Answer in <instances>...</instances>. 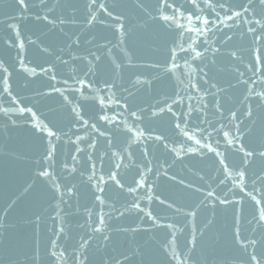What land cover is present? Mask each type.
Masks as SVG:
<instances>
[{
	"label": "water",
	"instance_id": "water-1",
	"mask_svg": "<svg viewBox=\"0 0 264 264\" xmlns=\"http://www.w3.org/2000/svg\"><path fill=\"white\" fill-rule=\"evenodd\" d=\"M25 2L27 4V0ZM45 2L48 3V8H44L39 0H34L33 7L22 14L18 7V0H0V59L9 63L16 61V71L14 68L9 69V72L13 73L9 77L10 91L13 96H16V101L12 106L14 108H31L32 112L36 114L34 120L32 114L27 111L23 115L12 112L10 113L11 119L0 113V211L5 209L4 217L0 220V223L4 225L3 228H0V233H2L0 264H30L34 254L33 250L36 248L39 250V264H64V260H67V264H73L69 259V254L75 252L79 255L80 252L78 247L74 246L79 245L81 237L87 239L92 236L91 227H81V225L91 223L88 211L98 215L109 213L116 217L113 220H106L105 229L111 242L107 246L106 260L108 255H111L116 258L115 264H171L167 254L160 248V242L166 241L167 238L171 239L166 228L152 227V221L144 223L137 220L136 211L125 212L122 217L118 213H112V205L123 210L127 186L121 190L115 188L109 190L106 171L109 149L111 153H117L116 160L112 161L113 166L120 161L118 155L120 148H127L128 152L134 153L133 163H139L145 159L141 153L143 148L141 151L136 149L138 142L134 143L124 135L126 128L120 115L122 109L115 103L105 101L106 110L101 112L99 100L94 97L111 95V93H96L89 88L77 91L79 85H76L75 80L70 77L83 78L85 81L89 79L98 81L93 87L101 89L104 88V79H115L119 90L114 86L112 91L116 92L117 98L120 95L127 96L130 101L145 110L146 115L136 122L139 128L144 129L145 136L149 134L153 137L160 134L168 136L169 150L173 148L178 151L182 148L194 149L187 155L181 151L180 156L177 157L176 152H166L160 144H156L152 148L149 144L150 152L146 159L152 161L149 167L153 171L147 173L143 164H140V170L148 175L145 188L149 184L151 185L153 199L151 201L147 198L143 199L141 206L147 205L145 211L151 212L153 217H158L160 225L175 224L179 228L187 223L188 228H185V232L180 238L182 246L194 228H203L209 220L212 221V224L204 230L203 236L199 238L197 248L194 249L188 264H240L239 261L233 259L237 253L231 243V209L214 200L205 201L206 206L195 209L193 207L199 203V199H202L200 193L210 190L207 185L211 184L212 189L220 193L221 197L231 188L230 181H226L224 184L219 183L223 177L216 171L221 167L218 161L224 159L227 164L230 159L232 163L238 164L239 156L243 153H236L235 148L264 136V100L259 103L258 99L250 98L242 109L244 115L240 120L236 121L233 118V113L241 115L239 114L241 110L239 101L243 100L245 88L236 85L235 77L230 70L233 60L226 53L239 50L246 56L250 37H243L236 27L232 28L230 32L228 28H223V32H228L231 37L230 40L225 37L222 41V32L212 35L215 29L208 32L207 36L200 37L196 41V45L207 39L205 46L210 45L212 49H219L225 54L214 57L211 53H206L209 56V63L213 60L216 61L215 64L205 69L209 73L204 77L207 83H204L203 88L199 91L191 89L185 95L183 105L177 107L172 104V100H178L179 97L173 93L181 92L184 95L181 90L187 87V78L190 73L193 83H197L200 78L195 74L199 71L196 65L201 63L199 58L192 59L190 56L188 64H185L183 60H177L181 67L175 72L166 71V69H171V62L165 65L163 60L168 54V48L173 47L170 43L171 39L175 37L177 43L182 42L179 39L180 30L178 28L175 30L165 29L162 22L158 20L149 22L147 27H138L137 25L142 24V20L146 19V14L138 7V0H103L106 8L114 10L113 15L107 17V13H105L101 23L93 22L92 24H89L86 18L88 13L85 0H45ZM141 2L155 14L158 0H141ZM188 5L189 0H175L173 7H179L183 11ZM257 10L259 11V9ZM37 14L41 17L47 15L48 20H37ZM165 14L170 15L171 13ZM96 15L100 17V12H97ZM72 16L75 19H68ZM57 17L64 19V23L61 24ZM117 17L120 22L128 25V31L123 37L113 27ZM210 19L214 20V15ZM49 21L54 22L56 27H53ZM178 23L185 24L186 22L178 16ZM17 30L19 31L17 44L20 41L24 42L22 51L18 48H9L10 38L16 39ZM121 39L123 43H120ZM98 46L99 51L97 50ZM89 50L101 59L95 60L93 56L89 55ZM197 51H203V49L197 47ZM18 52L27 68H34L37 75H30L21 67L17 60ZM256 54L254 51L253 57ZM177 55L183 56L184 53L177 50ZM129 56L133 59L129 60ZM89 61L92 63L89 64ZM121 63V68H115L116 64ZM247 63L248 61L245 59L244 64L247 65ZM38 66L49 69L50 74H54L56 78L50 79L48 75L41 72V68ZM89 67L92 68L95 75L85 77L84 73L88 71ZM241 71H244L242 66ZM141 72L144 74L141 75ZM180 80H184L185 83L177 87ZM212 83H216L217 87H224L226 91L218 93L216 96L209 95L204 89H207L208 85ZM230 84L236 86L229 88ZM50 85H54L60 91H53ZM199 87L200 85L197 84V88ZM211 91L216 92V89H211ZM188 96H191L192 99L189 100ZM11 99L12 97L6 94L0 96V105L7 108L8 101ZM158 101L165 107V112H167L168 105H171L176 117H179L181 112H188L187 105H195L198 111L186 116L187 124H181V127L186 128L189 135L195 131L196 139H201L200 134L204 129H207V132H204L205 139H201V143L211 144L216 151L222 153V156L216 157L215 152H208L207 148L200 149L194 140L185 144L187 138L183 133L177 135L179 130L173 131L177 121L173 119L171 126L169 117L172 115L171 113L161 118L152 116V111H158V109L149 110V104H156ZM164 101H167V104H164ZM120 103L123 104V101ZM73 108H76L77 111L73 112ZM249 108L253 111L251 117ZM132 110L138 111L136 108ZM77 112L82 117L80 123L76 122ZM105 115H115L114 124H120V129L116 130L114 124H109L101 118ZM123 115L126 117L127 113L124 112ZM197 116L199 119L196 118ZM12 120L16 121L15 124L12 123ZM84 120H87L89 125H95V128L82 126ZM230 120L233 123H248L245 137H242L235 146L227 145L223 132L217 136L206 122L211 121L216 128H221L222 124H228ZM37 121L47 124L61 137L56 141L54 174L57 183H69L77 185L79 188V192L73 189L74 196L69 201L70 207L60 204L56 211H53L48 203L52 194L41 181L45 178L40 177V180H35L38 172L35 161L40 159L42 152L40 140L37 137L40 133H37L36 136L32 134V125ZM132 124L133 118H128L127 125L132 126ZM151 130L155 131L150 133ZM250 130L253 131L249 135ZM65 133H67L66 136ZM77 136L80 137V141L76 140ZM106 141L112 143L106 144ZM89 142L95 145V149H88L92 159L88 161L87 166L91 168V165L96 163L97 175H104L106 181L103 185L106 194L97 193L104 199L102 210L100 207H92L93 203L99 204V201H95L89 190L90 188L94 190V187L87 183L90 171L83 172V176L80 175L87 159L83 149ZM44 143L46 145L47 140ZM77 145L82 151H76ZM97 151L103 156V163L96 161ZM72 156H75L79 163L74 165L71 160ZM65 163H67V170H65ZM157 163L162 165L158 174L156 173ZM73 167L77 171L68 175ZM48 171L50 174L53 173V169H48ZM116 171L124 177V180L121 181L122 184H131L133 178L139 181V176L136 175L138 169L135 167L121 168ZM61 174L64 177L63 181L60 179ZM120 175L117 176V179H120ZM26 181L28 183L35 181L36 186L31 194L23 193L22 185ZM190 183L191 187H188ZM132 186L135 187L134 184ZM197 188H200V193L195 192ZM249 190L246 188L245 192ZM142 194L143 190H137V196ZM156 196H159V199H156ZM127 198L131 199L130 196ZM228 198L233 199L231 194ZM65 199L68 200V197ZM235 199L239 201L241 196L237 195ZM10 200H17V204L11 210L7 208V203ZM51 204L56 207L58 200H52ZM177 208L181 209L180 213H177ZM193 211L196 212L195 217L189 216L186 221L187 218L183 217V214ZM57 212L60 214L57 215ZM245 214H249L247 206ZM37 216L40 217L39 220L36 219ZM145 219L147 220V217ZM61 229L63 232H60ZM124 229H137V231L125 232ZM53 230L60 232L59 237L53 234ZM86 233L87 235H85ZM217 237H219V241H217ZM52 240L59 245L58 252L67 248L64 260H57L55 257H51L49 260L53 251L50 244ZM189 240H191V236H189ZM89 245L90 249L88 247L83 249L84 254L89 256V260H86L84 264H102L100 255L95 253L96 240L89 239ZM46 246L47 256L44 251ZM101 247L103 249V242ZM122 252L127 255V259L124 255H120ZM109 264L112 262L110 261Z\"/></svg>",
	"mask_w": 264,
	"mask_h": 264
},
{
	"label": "snow or ice",
	"instance_id": "snow-or-ice-1",
	"mask_svg": "<svg viewBox=\"0 0 264 264\" xmlns=\"http://www.w3.org/2000/svg\"><path fill=\"white\" fill-rule=\"evenodd\" d=\"M33 3L34 0H27V4L25 0H18V7L20 12L23 14L29 11L33 7ZM39 3L43 5L44 8H48L49 6L48 3L45 2V0H39ZM174 3L175 0H158V4L155 6L154 14L153 11H149L148 7H146L141 2V0H138V7L146 14V19L142 20V24L137 25L138 27L144 28L147 27L149 22H155L158 20L162 22L165 29L175 30L178 28L180 30L179 39L182 42L177 43V39L173 37L170 41L173 47L168 48V54L163 60V63L165 65L171 62V69H166V71L175 72L177 69H179L181 66L177 63V60H183L185 64H188L190 56L192 59L199 58L201 61V63L196 65V68L199 71L195 73L199 76L200 79L197 81V83H193L190 73L187 78V87L181 90L184 95H182L181 92H174L173 95L179 97V99L172 100V104H175L177 107L182 106L185 99V95H187V93L191 89H196L197 91H199L203 88L204 83H207V81L204 80V77L208 76L209 73L206 72L205 69L208 68L210 65L215 64L216 61L213 60L209 63V56L206 55V53H211V55L214 57L225 54L222 53L219 49H212L210 45L205 46L207 44V39L201 41L199 45H196V41L199 40L202 36H207V33L212 32V29H215V32H212V35H215L216 32H222V41L225 37L230 40L231 37L229 36L228 32H223V28H228L230 32L232 28L236 27L238 28L239 33L243 37H250L248 42V48L246 50V56L244 52H241L239 50L226 53L233 60L230 65V70L235 77L236 85L245 88V91L243 92V100L239 101V103L241 104V110L239 114L241 115H236V113H233L234 120L239 121L240 118L244 115V111H242V109H244L245 104L248 103L250 98L254 97L255 99H258L259 103L261 100H264V0H240V2H237V0H189L188 7L185 8L183 11H181L179 7L174 8ZM225 5H227V7H225ZM85 7L88 13L86 18L88 19L89 24H92L93 22L101 23L105 13H107V17H112L114 11L110 10L109 8H106L105 4L103 3V0H85ZM257 9H259V11ZM49 11H51V9H49ZM97 12H100V17H97ZM165 13L171 14L169 15ZM213 15L215 17L214 20L210 19ZM178 16L182 17L186 23L179 24ZM36 19L48 20V16L44 15L43 17H41L39 14H37ZM57 19H59V22L61 24L64 23V19H61L59 17H57ZM68 19H75V17H68ZM229 21H231V23H229ZM49 23H52L53 27H56V24L54 22L49 21ZM113 27L116 29L117 32L120 33L121 37H123L128 31V25L120 22L119 17H117L114 21ZM113 34L115 35V32ZM18 39L19 31L17 30L16 39L10 38V49L18 48L21 51L23 50L24 42L20 41L19 44H17ZM120 43H123L122 39ZM185 45L187 46L185 47ZM69 47H71V45H69ZM197 47L203 49V51H197ZM97 50H100L99 46L97 47ZM177 50H179V52L184 53V55L178 56ZM109 51H111V49H109ZM254 51L257 53L255 57H253ZM89 55L93 56L95 60L101 59V57L96 56L95 53H92L90 50ZM128 59L132 60L133 57L129 56ZM245 59H247L248 61L247 65L244 64ZM17 60L19 61L21 67L24 68L25 71H28L30 75H37L36 70L34 68H27V65L25 64L23 58L20 56L19 52L17 53ZM91 63L92 62L89 61V64ZM15 64L16 61H12L11 63H9L6 60L0 59V96H4L6 94L7 96L12 97V99L8 101L9 106L7 108L3 107V105H0V113H2L4 116H8L9 119H11L10 113L18 112L19 114L23 115L27 111L32 114V117L35 120L36 114L32 112L31 108H14L12 106L13 102L16 101V96H13L12 91H10L11 86L9 84V77L13 73L9 72V69L14 68L16 71ZM241 66L244 68V71H241ZM38 67H40L41 72L44 75H48L50 79L56 78L54 74H50L49 69H45L43 68V66ZM121 67L122 63L115 65V68ZM221 70L223 71V69ZM113 71H115V69H113ZM140 74L143 75L144 73L141 72ZM89 75H95L91 67H89L88 71L84 73L85 77H88ZM70 78L75 80L76 85H79V88L76 89L77 91L89 88L96 93H111V95H98L97 97H94V99L99 100V103L101 105V112H104L106 110L107 105L105 104V101H108V103H115L117 107L121 108L122 111L120 115L122 117V122L126 128L124 135L127 137L128 140H131L134 143L138 142L136 147L138 151H141V148H143V151L141 153L143 154V157L145 159L141 160L139 163L132 162V157L134 156V153L128 152L127 148L119 149L118 155L120 157V161L116 162L114 166L112 164V161L116 160L117 153H111L110 149L107 153L108 168L106 169V171L107 184L109 190L112 188L121 190L124 189L125 186H127V195L123 210H121L120 208H116L114 205H112V213H118L119 216L122 217L124 216L125 212L136 211L137 220H140L144 223L146 221H152V227L166 228L168 230V233H170L169 236H171V239L167 238L166 241L160 242V248L163 250L164 253L167 254V257L171 261V264H188L190 257L193 255L194 249L197 248L199 238L203 236L204 230L210 224H212V221L209 220L203 228H194L189 235L191 236V240H189L188 236L184 245L182 246L180 238L181 235L185 232V228H188L187 223H185L184 226L179 228L176 227L175 224L160 225L158 223V217H153L151 212L145 211L147 205H145L144 207L141 206V201L143 199L147 198L149 201H151L153 199V196L151 185L149 184L148 187L145 188V183L148 180V175L143 170H140V164H143V168L147 170V173H151L153 171V169L149 167V164H151L152 161L146 159L148 153L150 152L149 144H151V148L156 144H160L164 151L169 153L176 152L177 157L180 156L181 151H183L184 154L187 155L188 152L194 151V149L182 148L178 151L177 149L173 148L169 150L167 143L169 139L168 136L162 134L156 135L155 137H153L151 134L145 136L144 129L139 128L138 124L136 123L137 121L141 120V117H144L146 115L145 110L139 105L134 104L132 101H130L127 96L120 95L117 98L116 92L112 91L114 86L117 87V90H119L118 86L116 85L115 79H104V88L101 89L98 87H93L96 83H98V81H93L90 79L85 81V79L83 78L76 77ZM65 83L67 82L65 81ZM184 83V80H180L177 87ZM197 84L200 85L199 88H197ZM236 85L230 84L228 85V87L231 88L235 87ZM50 87H52L53 91H60L54 85H50ZM214 88L216 89V92L211 91V89ZM204 91L207 92L209 95L216 96L218 93H224L226 89L222 86L217 87L216 83H212L209 84L208 88L204 89ZM244 93H247V95H244ZM81 94L83 95V92H81ZM61 95H63L62 92ZM129 95H131V93H129ZM187 98L189 100L192 99L191 96H188ZM121 101H123V104L120 103ZM163 103L167 104V101H164ZM201 106L203 107L202 101ZM187 107V113L181 112L180 116L176 117V113L174 112L171 105H168L167 112H165V107L161 105V102L158 101L156 104H149V110L158 109V111H152V116L154 117L161 118L167 116L168 113L172 114L171 116H169L171 118V126L173 119H176L177 121L173 131L178 129L179 132L177 133V135L183 133V135L187 138L185 140V144H187L188 141L194 140L195 144L199 145L200 149L207 148L208 152H215L216 157L222 156V153L216 151V149L213 148L211 144L201 143V139H205L204 132H207V129H204L203 132L200 134L201 139H196L197 133L195 131H193L192 134L189 135L188 130H186V128L184 127H181V124H187V121L185 119L186 116L190 115L192 112L198 111L197 107L193 104H189L187 105ZM133 108L138 109V111H133ZM72 111L76 112L77 110L76 108H73ZM248 111L249 116L251 117L253 115V111L251 108H249ZM124 112L127 113L126 117H124L123 115ZM161 113H163L164 115H160ZM101 118L107 121V123L109 124H114L116 116L105 115ZM128 118H133L132 126L127 125ZM196 118L199 119L198 116ZM81 119L82 117H80L79 113L77 112L76 122L80 123ZM15 122V120H12L13 124H15ZM206 122L209 124L212 130L215 131L217 136H219L221 132H223V136L227 145H237L241 138L245 137V130L248 129V123L245 124V122L233 123V121L230 120L228 124H222L221 128H216L215 124L211 121ZM251 122L254 123V121ZM82 126H84L85 128H95V125H89L87 120L83 121ZM120 127V124H114V128L116 130H119ZM225 128L227 129L226 131L224 130ZM32 130L33 136H36L37 133H40V135L37 137H39L42 148V152L40 153V159L35 161V167L38 169L35 180H40V177L45 178L41 181H43L44 185H46L47 189L52 194L48 203L49 207L53 208V211H56V208L59 207L60 204H64L70 207L71 205L69 204V201L74 196L73 189H75L76 192H79V188L77 187V185H70L69 183H57V178L54 174V156L56 153V141L60 140L61 137L57 135L55 131L49 128L48 125L44 124L42 121H37L33 123ZM253 130L249 131V135ZM152 131L155 130H151L149 132L151 133ZM64 135L66 136L67 133H65ZM101 135H103V133H101ZM45 140H47L46 145L44 143ZM69 140H71V137H69ZM76 140L80 141V137L77 136ZM149 141L151 143H148ZM111 143V141H106V144ZM112 146L115 147L116 145ZM129 147H131V145H129ZM89 148L95 149V145L89 142L83 149L84 153L87 156V159L85 160V167L83 171L80 172V175L83 176V172L90 171V175L87 178V183L89 185H92L94 187V190H92L91 188L89 190L91 191V195L95 198V201H99V204L93 203L92 207H100L102 210L104 206V199H102L100 195H97V193L106 194V189L103 186L106 181L104 175H97L96 163H93L91 165V168L87 166L88 161L92 159L91 153L88 152ZM76 151H82L78 145L76 147ZM235 152L243 153V155L239 156L238 164L232 163L230 159L226 164L224 159H220L218 163L221 165V167L216 169V171L219 172L220 175L223 177V179H221L219 183L224 184L226 181H230L231 188H229L227 192L223 193V197H221L220 193H217L215 189H212L211 184L207 185L210 190L206 193H200V188H197L195 192L200 193L202 199H199V203H196L193 208L195 209L201 206H206L205 201L208 200H214L219 204L227 205L231 209L232 213L231 243L234 251L237 253V255H235V258L233 259L239 261L240 264H264V136L260 137L258 140L241 144L239 147L235 148ZM71 160L74 165L79 163L75 156H72ZM96 161L103 163V156L98 151L96 153ZM165 163L167 162L165 161ZM257 165H260V167H257ZM130 167H135L138 169L136 175L139 176V181L133 178L131 184H122L121 181L124 180V177L123 175H120L116 170ZM161 168L162 165L157 163V174L160 172ZM48 169H53V173L50 174ZM229 169H231V171H229ZM65 170H67V163H65ZM74 171H77L75 167H73L72 170L68 172V175H71V172ZM118 175H120V179H117ZM60 179L63 181V174H61ZM201 181H203V178H201ZM133 184L135 185V187L132 186ZM35 186V181L33 183H28V181H26L24 185H22L23 193L31 194ZM188 187H191V183L188 185ZM246 188L250 190L245 192ZM137 190H143V194L137 196ZM230 194L233 199L228 198ZM237 195L241 196V199L239 201L235 199ZM129 196L131 197L130 200H128L127 198ZM258 196L259 198H257ZM65 197H68V200H66ZM155 198L159 199V196H156ZM52 200H58V204L56 207L52 206ZM241 201H243V203H241ZM16 204L17 200H10V202L7 203V208L11 210ZM246 206L247 210L249 211L248 215L245 214ZM169 207H171V205H169ZM180 211L181 209L177 208V213H180ZM4 214L5 209L3 208V210L0 211V220L3 219ZM59 214L60 213L57 212V215ZM88 215L91 217V223L87 225H81V227H91L92 236L88 237L87 239L81 237L79 245L74 246L78 247V249L80 250L79 255H77L75 252L70 253L69 259L72 260L73 264H84L86 260H89V256L84 254L83 249H85L86 247L90 249L91 246L89 245V239H95V253L96 255H100L102 264H109L110 261L112 262V264H115V257L108 255L107 260L105 259V255H107V246L111 243L105 226L106 220H113L116 217L109 213L98 215L97 213L91 211H88ZM195 215L196 212L193 211L190 213H184L183 217H186L187 221L189 216L195 217ZM145 217H147V220L145 219ZM36 219L39 220L40 217L37 216ZM31 222L34 223V221ZM3 227V223H0V228ZM124 231L136 232L137 229H124ZM60 232H63V229H61ZM60 232H56L55 230H53V234L58 237L60 235ZM98 233L99 235H97ZM85 235H87V233ZM0 237H2V233H0ZM217 241H219V237H217ZM102 242L104 243L103 249L101 247ZM50 244L53 251L49 256V260H51V257H55L57 260H64V254L67 252V248L59 250L58 252L57 250L59 249V245L56 243V241L52 240L50 241ZM44 251L45 255L47 256V246L45 247ZM33 253L34 254L31 258L30 264H39L38 248L34 249ZM120 255H124L127 259V255L124 254V252L120 253ZM64 264H67V260H64Z\"/></svg>",
	"mask_w": 264,
	"mask_h": 264
}]
</instances>
